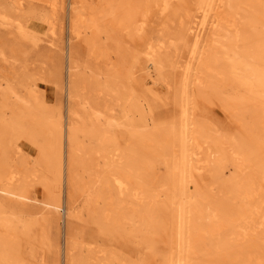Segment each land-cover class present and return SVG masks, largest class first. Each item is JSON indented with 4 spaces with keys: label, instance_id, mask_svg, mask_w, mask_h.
<instances>
[{
    "label": "rangeland",
    "instance_id": "374dc122",
    "mask_svg": "<svg viewBox=\"0 0 264 264\" xmlns=\"http://www.w3.org/2000/svg\"><path fill=\"white\" fill-rule=\"evenodd\" d=\"M17 1L0 0V186L27 198L0 191L18 205L0 220V236L17 244L16 256L3 263L179 264L177 209L167 201L171 185L161 183L166 168L152 166L151 189L143 190L142 176L132 175L130 165L153 151L155 142L125 156L130 120L159 133L179 123L186 109L192 129L209 127L200 159L192 160L202 169L191 166L188 173L190 191L203 202L214 195L236 204L219 184L220 168L231 179L245 166L219 164L217 149L236 135L264 151V104L255 103L259 112L252 107L242 113L211 82L215 75L222 90L232 89L222 60L229 47H242L235 36L253 32L248 16L264 14V0H242L241 9L230 0ZM204 19L197 37L194 26ZM67 116L76 129L72 143L62 142L59 166L53 129ZM117 169L130 181L124 192L112 183ZM245 170L243 181L257 180V206L243 227L224 223L220 233L229 239L214 254L219 264H228V256L235 264L264 257L263 174L251 165ZM46 201L61 207L52 211ZM209 243H199L187 264H208Z\"/></svg>",
    "mask_w": 264,
    "mask_h": 264
},
{
    "label": "bare ground",
    "instance_id": "6f19581e",
    "mask_svg": "<svg viewBox=\"0 0 264 264\" xmlns=\"http://www.w3.org/2000/svg\"><path fill=\"white\" fill-rule=\"evenodd\" d=\"M222 1V0H221ZM19 4V2L16 0ZM242 0H230V6L234 9H241ZM21 4V3H20ZM8 12H11L10 8H7ZM224 18V16H223ZM222 19V18H221ZM248 21L253 28V32H250L247 37H240V35L234 38L242 41V47L238 50L231 46L228 48L227 59L222 60L224 69L222 70L223 75L232 77L233 87L230 90H222V84H217L220 81L219 77L214 75L212 80V87L227 94L228 100L231 105L239 108L242 113L246 110L252 111V107L258 112L260 109L255 107V103L262 100L264 104V14L255 15L251 14L248 16ZM130 24L134 22V16H129ZM205 19L194 26L195 36H199L201 30L204 28ZM72 28H76L75 24H71ZM193 28V27H192ZM198 43V40L196 41ZM241 43V42H237ZM236 45V44H235ZM152 63L156 64L154 58H151ZM217 73H220L217 71ZM182 94L186 96L188 90V80L186 79L183 83ZM254 116V114H253ZM255 117V116H254ZM48 121V120H47ZM49 122V121H48ZM133 130L131 131L130 142L122 149V153L127 156L129 151H135V149L146 150V146L151 142H155L154 150L141 153L140 159L136 163L130 165L132 175L138 176L140 174L141 182L143 184V190L151 189L149 173L147 171L152 170V166L162 163L166 171L161 177L162 185L170 184L172 191L168 193V200L172 203L174 208L177 209V250L175 252V261L180 262L179 264H187L190 260V253L194 251L198 253L195 247L198 246L204 240H208L209 247L204 248L207 253L206 261L208 264H219L214 258L215 255H220L216 249L223 250L229 239V235L222 234L220 231L224 226V223H230L234 227H243V224L250 221V217L253 214V209H256V204L253 203L252 198L255 196L254 183L257 181L255 177L247 178L243 181L242 170L250 165L255 169V174L261 173L264 175V151L259 148V145L254 143H248L243 137L236 135H230L225 140L219 143L217 150H220V157L218 159L219 164L224 166L231 160L234 162L236 169L235 177L231 179L223 178V167L220 168L219 173V184L222 186V190H230L234 196L233 204L227 197L215 198V196H207L208 202H203L199 197L198 193H192L190 191V180L191 175L189 171L193 167L194 170H201L199 164H192V160L195 161L200 159L201 149L203 147L202 140L211 137L210 128L202 126L199 129H192L190 127V118L186 109L181 112L180 122H172L170 125L164 126L159 133L148 131L147 128H137L134 121L130 120ZM13 128L18 124V121L10 122ZM40 127H48L49 123L45 121H39ZM110 123L109 125H111ZM88 132H94L90 128ZM75 126L70 123V118H58L54 124L56 138H57V151H58V163L59 166L62 164V159L59 158V152L63 146V141L67 144L72 143L74 139ZM50 130H52L50 128ZM49 130V131H50ZM162 131L165 133V137L162 139ZM241 133H239L240 135ZM106 140V139H105ZM103 140L102 142H105ZM263 141V139H262ZM232 148V151L227 150L226 145ZM57 154V152H56ZM242 156V157H241ZM241 159V162H239ZM254 160V162H253ZM257 167V168H256ZM127 169V168H126ZM193 174V171L191 172ZM260 175V174H257ZM262 179L264 181V176ZM112 183L119 189L120 192H124L130 183L129 178L126 177L121 170H116L112 173ZM13 175L10 176L12 178ZM261 178V177H260ZM263 187V186H262ZM137 189V188H135ZM262 189V188H261ZM0 191L7 194H19L12 192L9 189L0 186ZM230 191H225L230 193ZM141 192H135L136 195H140ZM19 197H25V195H19ZM223 199V200H221ZM222 201V202H221ZM46 206L51 208L61 207L58 203L46 201ZM256 205V206H255ZM53 207V208H52ZM18 205L8 198H2L0 196V220H3V213L6 210L11 212L17 211ZM219 217V218H218ZM216 221V222H215ZM222 221V222H221ZM140 226L145 224V221H141ZM264 223V220H263ZM44 235V232H42ZM215 235L219 236L215 238ZM227 240V241H226ZM264 240V238H262ZM213 245V246H212ZM224 247V248H223ZM261 246V250H262ZM17 244L9 237L0 236V264L6 257L16 256ZM260 254L255 262L252 257H249L246 261L241 264H264V257ZM229 257V256H228ZM225 260L228 264H235L232 260ZM7 259V258H6ZM202 263V262H200ZM4 264V263H3Z\"/></svg>",
    "mask_w": 264,
    "mask_h": 264
}]
</instances>
